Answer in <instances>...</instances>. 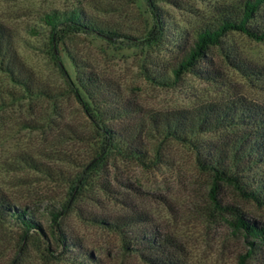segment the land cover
<instances>
[{"label": "rangeland", "instance_id": "1", "mask_svg": "<svg viewBox=\"0 0 264 264\" xmlns=\"http://www.w3.org/2000/svg\"><path fill=\"white\" fill-rule=\"evenodd\" d=\"M242 1L154 0L163 35L147 41L154 24L147 0H0V25L12 36L17 57L49 90L48 96H29L0 71V188L13 204L31 207L42 225V232H30L23 241L15 229L0 226V264H149L128 251L120 235L94 221L134 213L145 214L150 228L171 237L169 252L179 264H264L258 238L212 208L211 180L196 166L191 145L158 143L145 132L149 114L231 100L264 106V39L229 31L197 66L205 73L174 78L171 72L196 32ZM71 9L117 37L71 33L52 54L41 16ZM79 71L98 76L109 97L131 109L127 118L110 124L132 129L142 124L140 143L151 156L159 152V161L142 164L117 152L100 153L101 137L88 113L92 107L75 80ZM233 131L217 129L195 140L217 143ZM218 198L264 225V208L229 186L220 187ZM50 207L60 210L56 224L44 212ZM62 235L67 246L59 242Z\"/></svg>", "mask_w": 264, "mask_h": 264}, {"label": "trees", "instance_id": "2", "mask_svg": "<svg viewBox=\"0 0 264 264\" xmlns=\"http://www.w3.org/2000/svg\"><path fill=\"white\" fill-rule=\"evenodd\" d=\"M154 17L152 30L146 40H156L163 35V26L154 0H147ZM264 0H243L239 8H227L220 19L212 26L201 27L195 35L193 44L183 53L172 68L174 78L187 71L205 73L197 70L207 50L220 43L229 31H237L255 40L264 39ZM52 47V54L61 38L71 33L84 32L117 37L113 30L104 28L86 18L76 9L57 12L50 11L41 16ZM0 71L14 84L19 85L29 96H48L49 90L39 84L32 71L17 57L12 45V36L0 25ZM78 88L86 95L92 107L88 112L95 118L96 132L101 137L100 153L117 152L125 157L135 158L142 164L159 161V152L150 155L140 143V133L144 127L137 128L112 126L110 123L127 118L132 111L111 99L105 84L93 73L76 72ZM78 97L77 88L72 89ZM149 128L146 135L161 143L165 140L186 142L195 153L196 166L210 177L209 197L212 208L223 216H229V224L247 234L258 238L264 245V225L250 220L234 204L223 203L218 198L220 187L229 186L243 200L264 208V106L243 100H231L224 106L206 105L193 110H177L167 115L149 114ZM140 128V129H138ZM144 129V128H143ZM234 130L232 135L217 143H198L195 138L213 130ZM137 133V135H136ZM145 135V133L143 134ZM47 219L56 224L60 210L45 209ZM95 219V218H94ZM109 232L122 237L125 248L140 254L149 264H179L170 254V236L162 235L150 228V220L143 213L116 215L94 220ZM137 225L148 227L136 232ZM0 226L10 227L26 240L30 232H42L41 220L31 207L15 205L0 188ZM67 246L64 235L59 240ZM254 245L253 242H251ZM253 248V247H252ZM91 259L90 255H87ZM239 264H246L240 260Z\"/></svg>", "mask_w": 264, "mask_h": 264}]
</instances>
